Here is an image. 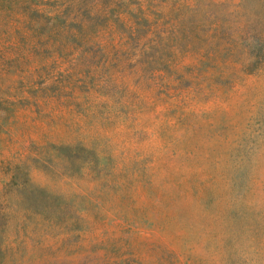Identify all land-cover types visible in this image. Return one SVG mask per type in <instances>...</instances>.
<instances>
[{
  "label": "rangeland",
  "instance_id": "374dc122",
  "mask_svg": "<svg viewBox=\"0 0 264 264\" xmlns=\"http://www.w3.org/2000/svg\"><path fill=\"white\" fill-rule=\"evenodd\" d=\"M0 264H264V0H0Z\"/></svg>",
  "mask_w": 264,
  "mask_h": 264
}]
</instances>
